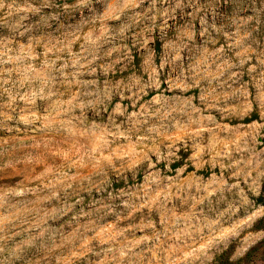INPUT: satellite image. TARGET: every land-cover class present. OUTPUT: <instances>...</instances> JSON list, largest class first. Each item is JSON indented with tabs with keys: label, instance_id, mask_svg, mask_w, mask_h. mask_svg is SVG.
Masks as SVG:
<instances>
[{
	"label": "rangeland",
	"instance_id": "rangeland-1",
	"mask_svg": "<svg viewBox=\"0 0 264 264\" xmlns=\"http://www.w3.org/2000/svg\"><path fill=\"white\" fill-rule=\"evenodd\" d=\"M262 185L264 0H0V264H264Z\"/></svg>",
	"mask_w": 264,
	"mask_h": 264
},
{
	"label": "trees",
	"instance_id": "trees-1",
	"mask_svg": "<svg viewBox=\"0 0 264 264\" xmlns=\"http://www.w3.org/2000/svg\"><path fill=\"white\" fill-rule=\"evenodd\" d=\"M256 118V115L252 113L249 117L242 120L243 123H247ZM175 168L177 165H171ZM255 204L264 206V185L261 186L258 195L254 199ZM256 229H264V215L261 216L255 223ZM261 243V242H260ZM260 245V244H259ZM256 247H252L247 250L240 258L236 260L229 259L228 251L224 250L215 256L213 264H253V256Z\"/></svg>",
	"mask_w": 264,
	"mask_h": 264
}]
</instances>
